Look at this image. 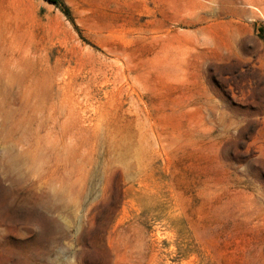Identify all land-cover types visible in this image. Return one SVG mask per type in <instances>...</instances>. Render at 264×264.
I'll use <instances>...</instances> for the list:
<instances>
[{"label":"rangeland","instance_id":"1","mask_svg":"<svg viewBox=\"0 0 264 264\" xmlns=\"http://www.w3.org/2000/svg\"><path fill=\"white\" fill-rule=\"evenodd\" d=\"M61 2L0 0V264H264V0Z\"/></svg>","mask_w":264,"mask_h":264},{"label":"trees","instance_id":"2","mask_svg":"<svg viewBox=\"0 0 264 264\" xmlns=\"http://www.w3.org/2000/svg\"><path fill=\"white\" fill-rule=\"evenodd\" d=\"M48 1L57 5H60L62 3L61 0H48ZM66 11H67L66 13H69L68 9Z\"/></svg>","mask_w":264,"mask_h":264}]
</instances>
